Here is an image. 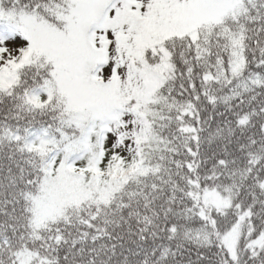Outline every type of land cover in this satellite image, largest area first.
I'll list each match as a JSON object with an SVG mask.
<instances>
[{
    "label": "snow or ice",
    "instance_id": "snow-or-ice-1",
    "mask_svg": "<svg viewBox=\"0 0 264 264\" xmlns=\"http://www.w3.org/2000/svg\"><path fill=\"white\" fill-rule=\"evenodd\" d=\"M0 264H264V0H0Z\"/></svg>",
    "mask_w": 264,
    "mask_h": 264
}]
</instances>
